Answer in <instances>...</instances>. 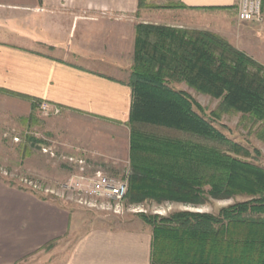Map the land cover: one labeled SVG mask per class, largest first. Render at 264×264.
<instances>
[{
    "label": "crops",
    "instance_id": "0c3cea01",
    "mask_svg": "<svg viewBox=\"0 0 264 264\" xmlns=\"http://www.w3.org/2000/svg\"><path fill=\"white\" fill-rule=\"evenodd\" d=\"M140 1L0 0V96L58 106L79 133L73 145L124 160L132 89L104 70L132 67L140 22L216 33L264 67V20L240 21L238 0H176L153 18ZM80 226L72 207L0 180V264L47 252L49 264H153L151 226Z\"/></svg>",
    "mask_w": 264,
    "mask_h": 264
},
{
    "label": "trees",
    "instance_id": "16d2710c",
    "mask_svg": "<svg viewBox=\"0 0 264 264\" xmlns=\"http://www.w3.org/2000/svg\"><path fill=\"white\" fill-rule=\"evenodd\" d=\"M136 30L127 202L198 207L247 198L218 215H142L153 228L152 263L264 264V168L200 114L190 95L169 86L185 83L221 100V112L260 125L264 140V67L208 31L150 23Z\"/></svg>",
    "mask_w": 264,
    "mask_h": 264
},
{
    "label": "rangeland",
    "instance_id": "374dc122",
    "mask_svg": "<svg viewBox=\"0 0 264 264\" xmlns=\"http://www.w3.org/2000/svg\"><path fill=\"white\" fill-rule=\"evenodd\" d=\"M175 1L141 0L139 9L143 12L142 17L153 18L161 16L162 10L166 8L178 9L179 5H175ZM133 65L131 68L118 70L119 73L112 69H106L104 72L130 82ZM169 86L173 90L190 95L201 106L203 111L199 112L200 114L229 139L247 148L251 154L248 160L264 168V140L258 137L260 125L253 124L242 114L221 112V100L202 94L185 83L171 82ZM23 99L22 96L13 94L0 96V180L24 188L41 198L46 197L72 207L82 229L140 227L147 225L142 215L168 217L184 211L218 215L221 209L247 200L246 197L240 196L229 200L211 199L198 207L169 202L159 204L153 201L130 204L127 198L120 207L109 201L93 204L89 200L91 205L81 204L79 197L63 190V186L78 173L80 160L85 161V167L90 171L100 170L111 178L127 179L129 183L130 159L113 158L111 155L95 157L89 150L77 148L72 142L73 136L79 133L74 125L66 123L63 115L47 116L38 109L39 100L32 101L29 106ZM214 113H217L219 118H214ZM122 146H125L124 142ZM72 159L74 161H71ZM69 247L71 246L68 243L59 246L60 260H65ZM49 257L48 252L38 254L26 263L49 264L51 258L57 260L55 256Z\"/></svg>",
    "mask_w": 264,
    "mask_h": 264
},
{
    "label": "built area",
    "instance_id": "2783aa9c",
    "mask_svg": "<svg viewBox=\"0 0 264 264\" xmlns=\"http://www.w3.org/2000/svg\"><path fill=\"white\" fill-rule=\"evenodd\" d=\"M238 17L242 22L260 24L264 20L263 0H238ZM38 109L47 116H58L62 110L58 106L45 101H39ZM71 161H74L72 159ZM78 173L73 175L63 190L79 197L81 204L90 202L109 201L116 203L117 207L126 200L129 183L127 179L117 180L111 178L100 170L90 171L84 160H80ZM95 204V203H93Z\"/></svg>",
    "mask_w": 264,
    "mask_h": 264
}]
</instances>
